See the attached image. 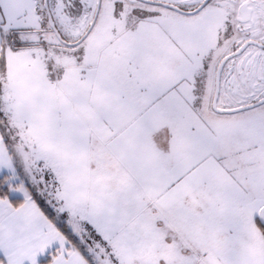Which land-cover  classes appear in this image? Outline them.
Listing matches in <instances>:
<instances>
[{"label": "crops", "instance_id": "1", "mask_svg": "<svg viewBox=\"0 0 264 264\" xmlns=\"http://www.w3.org/2000/svg\"><path fill=\"white\" fill-rule=\"evenodd\" d=\"M3 39L0 36V53ZM22 53L7 48V80L14 82L15 57L25 61L18 74L28 77L24 89L19 90L15 82L11 93L24 99L45 92L54 100L72 96L75 125L86 137L82 151L93 166L100 162L102 179L120 191L134 220L125 260L130 264H239V250L233 244L240 242L247 250L264 252V234L256 223L252 197L256 187L264 190V163L255 165L248 152L253 147L241 149L242 156L253 160L233 162L239 153H233L234 147L227 143L235 141L236 134L208 127L223 116L212 109L213 98L189 104L157 85H147L144 93L131 79L123 83L122 78L102 77V69L90 82L89 71L79 73L76 66L64 68L57 63L54 68L52 63L44 66L47 60L34 68L32 56L22 57ZM116 80L121 83L113 85ZM58 81L67 87L60 88ZM263 196L262 191L261 201ZM209 255L213 261H207ZM259 258L264 264V253Z\"/></svg>", "mask_w": 264, "mask_h": 264}, {"label": "rangeland", "instance_id": "2", "mask_svg": "<svg viewBox=\"0 0 264 264\" xmlns=\"http://www.w3.org/2000/svg\"><path fill=\"white\" fill-rule=\"evenodd\" d=\"M44 1L31 0L23 26L10 28V31L16 32L19 44L4 37L8 48L25 52L22 57H26V54L32 56V67H40L39 64L46 60V65H42L49 67L52 63L53 68L56 63L64 68L76 66L79 73L89 71L90 82L93 74L102 69V77L107 76L112 81L122 78L126 81L123 83L131 79L137 90H143L144 93L147 92V85L167 87L168 92L174 93L173 97L189 100V104L192 102L195 105L194 101L200 103L205 98L211 102L216 72L224 58L235 53L248 40L264 45V0H211L195 15H184L135 0H102L94 28L84 42L72 47L60 43L50 28ZM153 1L172 5L183 1L184 5L179 3L180 6L190 12L205 0ZM97 2L49 0L55 25L66 42L74 44L86 34L93 21ZM242 5L250 10L248 22L239 14ZM10 7L8 0L0 6V10ZM14 60L12 67L14 71L17 70L13 76L14 82L11 83L9 78L7 80V75L0 74V92H3L0 101L8 94L5 87L11 92L15 82L19 90L27 85L28 77L18 74L19 68L25 66V61H18L17 57ZM166 70L169 73L163 74ZM47 78L54 80L53 75H47ZM118 83L121 81L112 82L113 85ZM263 98L264 48L250 46L246 52L226 63L218 106L221 109H235ZM227 103H233V106L229 108L224 105ZM196 109L200 111L198 107ZM215 121L212 127L208 125L210 130L236 134V140L229 139L227 143V146L234 147L231 149L233 153H239L234 156L233 162H250L253 160L249 158L252 153L255 165L264 163V105L238 114L223 115L215 118ZM223 136L220 137L223 139ZM243 147H253V151H248L249 156L241 155ZM221 150H226L224 142H221ZM262 191L263 188L256 187L252 195L258 212L256 223L259 228V212L264 207V199L260 200ZM233 245L239 250V264H262L259 254L264 252L247 250L241 242L240 245ZM209 260L213 261L214 256L209 255Z\"/></svg>", "mask_w": 264, "mask_h": 264}, {"label": "snow or ice", "instance_id": "3", "mask_svg": "<svg viewBox=\"0 0 264 264\" xmlns=\"http://www.w3.org/2000/svg\"><path fill=\"white\" fill-rule=\"evenodd\" d=\"M8 0H0V6ZM0 10V36L17 44L31 0ZM66 88L64 81L57 82ZM0 101V264H130L134 229L121 193L83 153L71 95Z\"/></svg>", "mask_w": 264, "mask_h": 264}, {"label": "water", "instance_id": "4", "mask_svg": "<svg viewBox=\"0 0 264 264\" xmlns=\"http://www.w3.org/2000/svg\"><path fill=\"white\" fill-rule=\"evenodd\" d=\"M138 1L146 3V4H150V5L162 6V7L171 9L173 11L179 12L181 14H184V15H195V14H198L199 12H201L210 3L211 0H205L197 9H195L193 11H190V12L181 10L178 7L173 6L171 4H168V3L155 2V1H152V0H138ZM101 4H102V0H98V5H97V8H96V12H95L93 21H92L88 31L86 32V34L78 42H76L74 44H70V43L66 42L63 39L62 35L60 34L58 28L55 25L53 16H52L50 8H49V0H45L44 1V6H45V9H46L47 18H48V21H49L50 28L52 29V31L54 32L55 36L60 41V43H62L65 46H68V47L78 46L82 42L85 41V39L88 37V35L90 34V32L92 31V29L94 28V26H95V24L97 22V19H98L100 10H101ZM244 10H246V11H244ZM241 12H242V15L244 16V20L248 21L250 19V17H251V13H250V10L247 8L246 5H244L242 7ZM250 46H257V47L264 48V46L262 44H260L259 42L254 41V40H249L239 50H237L235 53H233V54L227 56L226 58H224L222 60V62L220 63L218 69H217L216 80H215V92H214L213 101H212V109L217 114H220V115H233V114L246 112V111H249L251 109L257 108V107H259L261 105H264V98H263V99H261L260 101H258L256 103H253V104H250V105H246V106H242V107L235 108V109H221L218 106V101H219L220 91H221L222 72L224 70V67H225L226 63L229 60H231V59L243 54L246 51V49L249 48ZM259 218L262 221V223L264 224V207L260 211Z\"/></svg>", "mask_w": 264, "mask_h": 264}, {"label": "trees", "instance_id": "5", "mask_svg": "<svg viewBox=\"0 0 264 264\" xmlns=\"http://www.w3.org/2000/svg\"><path fill=\"white\" fill-rule=\"evenodd\" d=\"M7 48L8 47L6 45L5 39H3L2 50H1V53H0V74H4L5 73V63H6ZM258 223H259L260 228L264 232V224L262 223L260 218L258 219Z\"/></svg>", "mask_w": 264, "mask_h": 264}, {"label": "flooded vegetation", "instance_id": "6", "mask_svg": "<svg viewBox=\"0 0 264 264\" xmlns=\"http://www.w3.org/2000/svg\"><path fill=\"white\" fill-rule=\"evenodd\" d=\"M135 1L140 2V1H138V0H135ZM152 1H153V0H152ZM155 2H159V1H155ZM140 3H143V2H140ZM163 3H166V2H163ZM179 3H181V5H184V2H183V1H181V2H179ZM179 3H176V5L174 4L173 6H176V7H178L179 9L184 10V9H182V7L180 6ZM143 4H146V3H143ZM168 4H169V3H168ZM209 4H210V3H209ZM209 4H208V5H209ZM97 5H98V2H97ZM149 5H150V4H149ZM171 5H172V4H171ZM155 6H157V5H155ZM243 6H244V5L240 6L239 14H240V16L243 18V20H244V16L242 15V12H241V9H242ZM197 8H198V7H197ZM197 8H196V9H197ZM167 9H168V8H167ZM170 10H171V9H170ZM193 10H195V9H193ZM184 11H185V10H184ZM244 11H246V10H244ZM245 14H246V13H245ZM244 21H245V20H244ZM248 21H249V20H248ZM248 21H247V22H248ZM248 41H249V40H248ZM246 42H247V41H246ZM246 42H245V43H246ZM257 42H258V41H257ZM245 43H244V44H245ZM244 44H243V45H244ZM260 44H261V43H260ZM262 45H263V44H262ZM263 46H264V45H263ZM239 49H240V48H239ZM247 49H248V48H247ZM247 49H246V50H247ZM245 52H246V51H245ZM224 68H225V67H224Z\"/></svg>", "mask_w": 264, "mask_h": 264}]
</instances>
